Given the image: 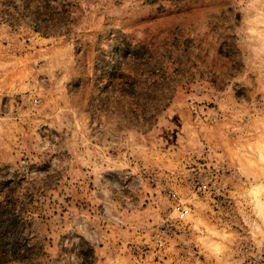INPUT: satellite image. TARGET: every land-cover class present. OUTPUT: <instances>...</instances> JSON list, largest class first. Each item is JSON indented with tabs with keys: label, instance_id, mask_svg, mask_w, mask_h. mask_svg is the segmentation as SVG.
<instances>
[{
	"label": "rangeland",
	"instance_id": "rangeland-1",
	"mask_svg": "<svg viewBox=\"0 0 264 264\" xmlns=\"http://www.w3.org/2000/svg\"><path fill=\"white\" fill-rule=\"evenodd\" d=\"M116 30L150 45L143 80L168 96L110 94L84 50ZM12 196L35 264L264 258V0H84L62 35L0 22V203Z\"/></svg>",
	"mask_w": 264,
	"mask_h": 264
},
{
	"label": "trees",
	"instance_id": "trees-1",
	"mask_svg": "<svg viewBox=\"0 0 264 264\" xmlns=\"http://www.w3.org/2000/svg\"><path fill=\"white\" fill-rule=\"evenodd\" d=\"M83 1L0 0V22L15 29L27 26L34 32L47 36L69 34L74 32V26L82 17ZM111 35L113 41L109 43L108 50H95L94 46L88 44L84 50L86 55H93L90 58L92 69L101 72L110 94L116 95L119 92L123 100L137 102L168 96L166 90L156 91L150 80H143V75L150 79L154 77L150 69L154 52L150 45L131 43L120 30ZM162 69L164 70H157L165 74ZM161 79V83L155 82L154 85H162L164 77ZM143 107L142 105L141 108ZM153 108L157 112L161 109L159 106ZM18 203L20 202L14 196L8 206L0 203V264H35L40 254L36 246L30 245L28 233L21 231L27 224L25 214L31 211L25 208L17 211ZM27 208L29 209L28 205Z\"/></svg>",
	"mask_w": 264,
	"mask_h": 264
},
{
	"label": "built area",
	"instance_id": "built-area-1",
	"mask_svg": "<svg viewBox=\"0 0 264 264\" xmlns=\"http://www.w3.org/2000/svg\"><path fill=\"white\" fill-rule=\"evenodd\" d=\"M172 197L175 198L176 196H172ZM174 212L176 214V219L179 222H184L191 216L192 210L184 203L177 201L174 207ZM250 264H264L263 255L258 256L257 260L250 262Z\"/></svg>",
	"mask_w": 264,
	"mask_h": 264
}]
</instances>
